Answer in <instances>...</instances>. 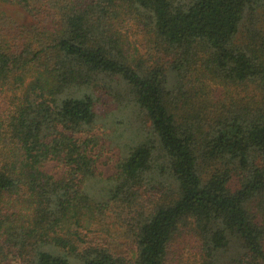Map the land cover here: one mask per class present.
I'll return each mask as SVG.
<instances>
[{"label":"trees","instance_id":"trees-1","mask_svg":"<svg viewBox=\"0 0 264 264\" xmlns=\"http://www.w3.org/2000/svg\"><path fill=\"white\" fill-rule=\"evenodd\" d=\"M186 240L264 264V0H0V264H168Z\"/></svg>","mask_w":264,"mask_h":264},{"label":"rangeland","instance_id":"rangeland-1","mask_svg":"<svg viewBox=\"0 0 264 264\" xmlns=\"http://www.w3.org/2000/svg\"><path fill=\"white\" fill-rule=\"evenodd\" d=\"M6 10L17 19L21 21L26 20V14L21 10L12 7H6ZM125 31L132 43L133 53L144 57H148V53L152 54V43L148 35L135 25H130ZM207 83L208 88L206 91H210L212 96L223 98L226 101H229L227 98L233 96L237 97L242 93L235 88H227L225 86L211 84L209 81ZM100 148L102 154L100 153L101 158L99 159L98 170L104 176L109 177L115 170V163L120 155V151L113 146L109 140L102 141ZM46 170L51 172L57 178H60L64 173V169L55 161L47 163ZM120 242V245L125 246L124 249L132 250L131 241L121 238ZM125 243L127 244L125 245ZM168 264H200V255L198 254L195 243L191 240H186L181 244H178L174 249Z\"/></svg>","mask_w":264,"mask_h":264}]
</instances>
